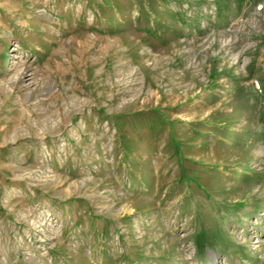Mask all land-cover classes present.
I'll use <instances>...</instances> for the list:
<instances>
[{
    "label": "rangeland",
    "instance_id": "374dc122",
    "mask_svg": "<svg viewBox=\"0 0 264 264\" xmlns=\"http://www.w3.org/2000/svg\"><path fill=\"white\" fill-rule=\"evenodd\" d=\"M0 264H264V0H0Z\"/></svg>",
    "mask_w": 264,
    "mask_h": 264
}]
</instances>
